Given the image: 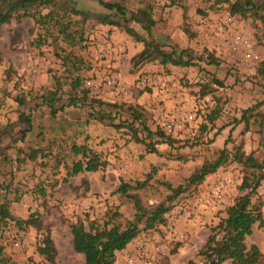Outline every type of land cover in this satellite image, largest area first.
<instances>
[{
    "label": "rangeland",
    "instance_id": "374dc122",
    "mask_svg": "<svg viewBox=\"0 0 264 264\" xmlns=\"http://www.w3.org/2000/svg\"><path fill=\"white\" fill-rule=\"evenodd\" d=\"M73 1L92 13L103 11L96 0ZM113 1L148 21L149 31L140 24L131 26L164 51L175 46L200 56L206 50L218 65L202 62L199 68L155 62L133 66L131 59L143 44L117 27L93 20L84 24L83 40L75 46L48 40L44 46L33 47L42 31L30 19L3 26L0 187L9 189V212L15 219L26 220L35 213L42 228L18 229L14 221L0 220V264H50L37 252L47 233L57 251L56 264H83L82 255L72 248L71 225L82 221L88 228L95 221L102 227L111 218L113 224L122 225L132 220V202L117 192L121 182L144 184L129 192L137 194L144 207L169 206L164 224L140 231L126 247L121 263L131 258L134 264H199L197 253L210 229L225 218L226 209L242 195L238 190L242 180L253 173L260 177L254 198L262 204V222L255 224L246 245L258 247L263 255L260 264H264V79L256 75L264 59V12L262 18L242 19L231 16L228 5L217 0H175V5L170 0ZM148 7L151 17L143 12ZM184 27L192 37L184 33ZM236 36L250 42V51L258 59H248L245 50L234 48ZM65 55L75 58V67L63 59ZM212 76L222 85L214 83ZM76 78L80 84L74 89ZM107 80H114L120 92L111 91ZM45 90L57 93L55 114L41 104L39 96ZM72 96L77 103L67 106ZM254 106L247 115L248 129L236 123L243 110ZM129 107L143 114L151 132L160 130L169 136L172 145L160 143L155 153L146 152L145 144L136 143L127 127ZM99 110L111 113L112 122L108 117L98 120L94 112ZM213 110L218 114L210 122ZM22 116L30 118L31 129ZM134 127L139 138L146 136L138 123ZM73 145L91 149L104 165L96 172L68 176L67 168L81 159L72 152ZM236 146L251 154L261 169L230 156L200 184L167 201L171 190L185 186L205 161L214 160L223 148L233 155ZM32 151L38 153L30 160ZM16 197L19 200L14 202ZM114 213L119 216L112 217Z\"/></svg>",
    "mask_w": 264,
    "mask_h": 264
},
{
    "label": "trees",
    "instance_id": "16d2710c",
    "mask_svg": "<svg viewBox=\"0 0 264 264\" xmlns=\"http://www.w3.org/2000/svg\"><path fill=\"white\" fill-rule=\"evenodd\" d=\"M96 2L103 10L102 12L92 13L79 8L73 0H0V29L11 22L20 23L26 19H30L33 21L34 26L42 31L38 33L37 38L31 43L33 47L39 48L44 46L48 44V40H51L52 43L62 41L69 46H75L83 40L85 32L84 24L93 20L100 25L117 27L132 37L135 42L143 44L142 50L131 59L133 66L155 62L163 66L171 64L173 66L199 68L202 62L210 66L218 65L213 54L206 50L200 56H194L188 53L186 49H179L175 46L171 48L170 52L164 51L161 45L143 38L131 26V23L140 24L144 29L149 31L151 27L142 16L129 12L122 3L113 0L108 2L96 0ZM217 3L227 4L229 14L242 19L253 16L262 18L261 13L264 12V3L254 0H217ZM170 4L175 5V0H170ZM143 12L151 17V9L149 7L144 9ZM75 17H78V20ZM183 31L191 37L193 36L188 27H184ZM63 59L65 61L70 60L67 55L63 56ZM73 60L75 61V58ZM70 61L75 67V62ZM76 69L79 70V68ZM8 72H11L10 68ZM256 75L264 79V59L258 64ZM212 80L218 86L222 85L214 76H212ZM74 84L77 85H74V89L78 88L80 78H76ZM56 94V92L45 90L39 96L41 104L49 109L52 114H55L57 111L54 109V104L59 101V98H56ZM76 103L77 99L72 96L69 98L67 106H75ZM255 109L256 106L243 110L241 118L236 123H244L246 129H248L249 122L247 115H251ZM99 111L94 112L95 115H98V120L102 121L103 117H108L109 121L112 122L111 113H107L104 110ZM127 112L130 117L127 119V121L130 120L127 127L132 133V139L136 143L145 144L146 152L155 153L157 151L156 145L160 143L172 145V139L169 136H166L160 130L151 132L145 126L143 114L140 111L129 107L127 108ZM217 114L218 111L213 110V116L209 117V121L212 122ZM21 121L31 129V120L28 116H22ZM136 123L142 128L141 131L146 133L144 138H139L138 129L134 127ZM154 137L159 140L153 142L152 138ZM71 150L76 156L80 155L81 159L67 168L68 176H74L81 172H96L99 167L104 165L100 161V156L86 146L73 145ZM37 153V151H32L28 156L30 160L34 159ZM230 156L233 157L234 161L245 164L248 167H255L257 169H261L262 167L256 164L251 154L245 155L240 147H235L233 155L223 148L218 152L214 160L205 161L197 168L187 179L185 186H178L176 189H172V194L168 197L167 201H172L187 188L200 184L206 176L216 172L220 167L225 165ZM16 163H19L18 158L16 159ZM259 181L260 177H257L255 173L242 180L238 188L242 192V195L237 197L226 209L225 218L221 219L215 227L210 229V235L204 246L197 253V256L200 258L199 264L261 263L263 255L258 247L246 245V239L252 235L255 224L262 222V204L257 197L254 198L257 195L256 189L259 186ZM253 183L254 186L252 187ZM143 187L144 184L142 183L136 184V186H131L124 182L120 183L117 192L128 198L135 209L133 219L127 220L123 225L113 224L112 218L105 222L102 227L97 225L95 221L90 222L88 228L82 221L71 225L72 248L74 252L82 255L83 264H114L116 253L124 250L138 236L140 231L150 230L157 225L164 224V217L169 211V206H166L165 203H160L151 207H144L137 194L129 193L130 190ZM8 191L7 186L0 187L2 194V201L0 200V220L14 221L18 229L31 227L40 231L42 226L37 214H31L26 220L15 219L10 214V199L7 198ZM39 192L44 195V188L40 187ZM18 200V197L13 199L14 202ZM117 216L119 214H112V217ZM37 252L50 264H56L57 251L48 233L40 240ZM190 264L196 263L190 262Z\"/></svg>",
    "mask_w": 264,
    "mask_h": 264
},
{
    "label": "built area",
    "instance_id": "2783aa9c",
    "mask_svg": "<svg viewBox=\"0 0 264 264\" xmlns=\"http://www.w3.org/2000/svg\"><path fill=\"white\" fill-rule=\"evenodd\" d=\"M233 44H234V48H241L245 50V52H247L245 54L246 58L251 59V60L258 59V57L250 51L251 45H250V42L246 38L242 36H236L233 40ZM87 85L90 86L91 84H87ZM106 85L111 89V91H114L116 94L120 92V88L114 80H107ZM126 264H134L133 259L128 258L126 260Z\"/></svg>",
    "mask_w": 264,
    "mask_h": 264
},
{
    "label": "crops",
    "instance_id": "0c3cea01",
    "mask_svg": "<svg viewBox=\"0 0 264 264\" xmlns=\"http://www.w3.org/2000/svg\"><path fill=\"white\" fill-rule=\"evenodd\" d=\"M125 250H127V249L125 248L124 250L116 253V261L114 264H122L121 259L123 258L124 254H125Z\"/></svg>",
    "mask_w": 264,
    "mask_h": 264
}]
</instances>
